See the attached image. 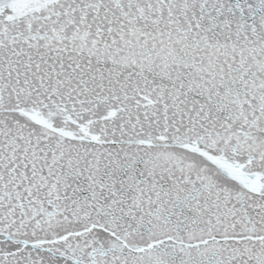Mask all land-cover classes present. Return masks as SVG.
<instances>
[{
  "label": "snow or ice",
  "instance_id": "6c2138e0",
  "mask_svg": "<svg viewBox=\"0 0 264 264\" xmlns=\"http://www.w3.org/2000/svg\"><path fill=\"white\" fill-rule=\"evenodd\" d=\"M0 264H264V0H0Z\"/></svg>",
  "mask_w": 264,
  "mask_h": 264
}]
</instances>
